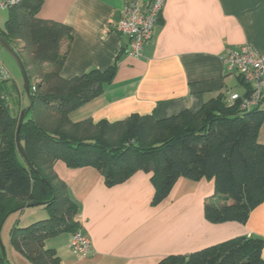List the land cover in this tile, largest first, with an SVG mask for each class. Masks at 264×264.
<instances>
[{
	"label": "trees",
	"instance_id": "trees-1",
	"mask_svg": "<svg viewBox=\"0 0 264 264\" xmlns=\"http://www.w3.org/2000/svg\"><path fill=\"white\" fill-rule=\"evenodd\" d=\"M43 1L21 0L9 9L5 29L0 31L22 58L33 103L19 133L27 162L16 139L19 117L31 100L22 105L12 76L0 80V227L26 204L43 203L50 212L45 220L25 228L17 222L12 228L10 243L16 253L31 264H62L46 241L81 229L77 205L56 174L58 161L70 169L98 170L108 187L139 171L150 174L154 204L165 200L180 179L213 180L211 198L218 197L220 203L210 204L211 198L205 202L206 220L246 223L264 202V143L259 141L264 102L245 111L240 108L243 98L228 104L216 97L197 113L184 110L163 119L133 114L115 122H72L69 114L113 81L116 65L62 79L67 54L61 47L64 41L71 43L72 29L39 18ZM263 242L240 236L188 255L167 256L157 264H264ZM0 264H13L1 245Z\"/></svg>",
	"mask_w": 264,
	"mask_h": 264
},
{
	"label": "crops",
	"instance_id": "crops-1",
	"mask_svg": "<svg viewBox=\"0 0 264 264\" xmlns=\"http://www.w3.org/2000/svg\"><path fill=\"white\" fill-rule=\"evenodd\" d=\"M126 1L44 0L41 5L39 18L72 29L71 43L61 47L67 54L62 79L116 65L113 81L72 111V122H115L133 114L163 119L184 110L197 113L216 97L244 98L250 92L223 59L228 48L242 45L264 55V0H165L152 41L138 58L128 55L129 39L116 32ZM150 1L139 0L143 8ZM54 166L77 205L80 231L94 249L81 259L69 248L71 234L48 239L46 247L56 250L62 264H157L240 236L264 240V202L246 223L206 220L203 208L214 195L213 180L180 179L165 200L154 204L155 188L143 171L108 187L92 167L70 169L63 161ZM10 249L15 251L11 243Z\"/></svg>",
	"mask_w": 264,
	"mask_h": 264
},
{
	"label": "built area",
	"instance_id": "built-area-1",
	"mask_svg": "<svg viewBox=\"0 0 264 264\" xmlns=\"http://www.w3.org/2000/svg\"><path fill=\"white\" fill-rule=\"evenodd\" d=\"M21 0H0V10L10 9ZM165 0H151L145 8L139 0H128L122 10L116 26V32L129 39L128 55L138 58L142 56L144 47L152 41L154 30L163 11ZM0 47V55L2 52ZM227 70L236 73L243 84L251 88L250 94L242 99L240 108L251 111L264 102V55L256 52L250 45L228 48L223 59ZM11 78L10 73L0 58V80ZM240 99L233 94L226 102L233 104ZM70 250L78 258H87L94 254L89 238L80 230L71 235Z\"/></svg>",
	"mask_w": 264,
	"mask_h": 264
},
{
	"label": "rangeland",
	"instance_id": "rangeland-1",
	"mask_svg": "<svg viewBox=\"0 0 264 264\" xmlns=\"http://www.w3.org/2000/svg\"><path fill=\"white\" fill-rule=\"evenodd\" d=\"M9 10H0V31L5 29V24L7 22V19H9ZM1 61L3 62L5 69L10 73L12 76V79L14 81H17L20 88L22 89V92L24 94V102L26 104L29 103V99L26 95L25 90H24V79L22 72L19 66L17 65V62L15 59L8 54L6 51L2 50L1 55H0ZM28 105V104H27ZM260 140L264 139V123L262 124L260 128ZM210 204L213 205H218L220 203V199L218 197L211 198L209 200ZM50 212L46 208V206H37V207H31L24 209L23 211H18L16 213H13L12 215L8 216V218L4 221L2 224V227L0 228V242L2 243V247L4 249V253L8 259H10L13 264H31L29 261L26 259H19L17 257L18 255L14 253L15 251H11L10 249V241H11V236L10 232L12 228H14L15 225H17L18 222V227H27L28 225L38 222L41 220H45L50 217ZM66 234V233H65ZM13 250V249H12ZM3 251V250H2ZM22 258V257H21Z\"/></svg>",
	"mask_w": 264,
	"mask_h": 264
},
{
	"label": "water",
	"instance_id": "water-1",
	"mask_svg": "<svg viewBox=\"0 0 264 264\" xmlns=\"http://www.w3.org/2000/svg\"><path fill=\"white\" fill-rule=\"evenodd\" d=\"M0 47L6 51L8 54H10L14 59L15 61L17 62V65L19 66L18 68H20L21 72H22V75H23V81H24V90L27 95V97L31 100V104H29L30 106L24 110L22 113H21V116L19 117V125H18V130H17V139H16V143L18 145V148L19 150L21 151V154L24 156L25 160L28 162V156L27 154H25V151L21 145V142H20V138H19V133H20V129H21V126L24 122V117L26 116V114L31 110L32 108V97H31V91H30V78L28 76V73H27V70L25 68V65L22 61V58L19 56L18 52H16L14 50V48H12V46H10V44H8V42L0 35ZM44 205L43 203H32V204H26V205H23L19 208H17L16 210L13 211V213H16L18 211H21V210H24V209H27V208H31V207H37V206H42ZM2 227V226H1ZM0 227V228H1ZM1 231V230H0ZM0 245H1V248L3 250V253H4V249L2 247V243L0 242Z\"/></svg>",
	"mask_w": 264,
	"mask_h": 264
}]
</instances>
